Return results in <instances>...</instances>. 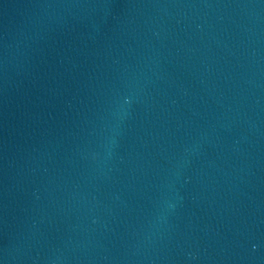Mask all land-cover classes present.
<instances>
[{
  "label": "water",
  "instance_id": "water-1",
  "mask_svg": "<svg viewBox=\"0 0 264 264\" xmlns=\"http://www.w3.org/2000/svg\"><path fill=\"white\" fill-rule=\"evenodd\" d=\"M0 264H264V0H0Z\"/></svg>",
  "mask_w": 264,
  "mask_h": 264
}]
</instances>
